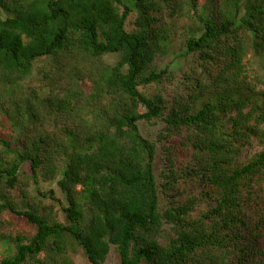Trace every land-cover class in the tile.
Instances as JSON below:
<instances>
[{
  "label": "trees",
  "instance_id": "1",
  "mask_svg": "<svg viewBox=\"0 0 264 264\" xmlns=\"http://www.w3.org/2000/svg\"><path fill=\"white\" fill-rule=\"evenodd\" d=\"M3 245L264 264V0H0Z\"/></svg>",
  "mask_w": 264,
  "mask_h": 264
},
{
  "label": "rangeland",
  "instance_id": "2",
  "mask_svg": "<svg viewBox=\"0 0 264 264\" xmlns=\"http://www.w3.org/2000/svg\"><path fill=\"white\" fill-rule=\"evenodd\" d=\"M112 62H114V59L112 60ZM163 62H165L166 64L172 63V65L175 66V68L177 70H179V69H181L180 67L183 64V59H179L173 55L167 59H164ZM34 83L37 84V78L34 79ZM143 129L146 130V132H144L145 136L150 135L153 139L157 138V136H156L157 135V129L156 128L151 127V126H146V127H143ZM256 151H257L256 147L246 149L242 155V160L244 161L246 159V157L252 156ZM43 188L46 190L51 189V188L56 189V187L53 184H50V185L44 184ZM56 194L58 197H61V194H60L58 189H56ZM61 217H62V214H61ZM252 220H253V217L249 216L248 221L250 222ZM12 250H13L12 247L10 248V246H8V245H3L0 247V253H2V254L3 253L10 254L12 252ZM71 257L74 260L75 264H89L88 260L83 255V252L80 249H76L74 251V253H71ZM109 264H118V258L116 256V254L113 253L111 255V257L109 259Z\"/></svg>",
  "mask_w": 264,
  "mask_h": 264
}]
</instances>
